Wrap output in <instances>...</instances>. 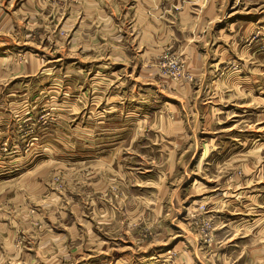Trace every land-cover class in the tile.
I'll return each mask as SVG.
<instances>
[{"label": "rangeland", "instance_id": "rangeland-1", "mask_svg": "<svg viewBox=\"0 0 264 264\" xmlns=\"http://www.w3.org/2000/svg\"><path fill=\"white\" fill-rule=\"evenodd\" d=\"M126 1L0 0V264H264V0Z\"/></svg>", "mask_w": 264, "mask_h": 264}, {"label": "crops", "instance_id": "crops-1", "mask_svg": "<svg viewBox=\"0 0 264 264\" xmlns=\"http://www.w3.org/2000/svg\"><path fill=\"white\" fill-rule=\"evenodd\" d=\"M92 1L100 2V0H89V2H92ZM150 1L151 0H127L126 1V2H128V4H127V17L130 16V18L126 24V27H128V29H130V30H127V32L129 33V36L133 37L134 40H137L139 42L143 41V40H149L152 36V33H167V32L182 33V31L188 33L189 31H193L192 25L194 26V24H193V16L194 15L192 13L183 12V13H181V15H179V14L172 15V16H175L174 17L175 24L174 23H168V21L170 19H168L167 17L170 18V15L166 16L165 19L160 18L158 21H155L154 19L152 20V18L147 13V11L150 10V8L148 9V7L150 6ZM164 1L169 4L175 0H164ZM111 4H113V3H111ZM107 5H108V3H105L106 7H107ZM111 9H113V8H111ZM212 13H213V9H212ZM159 16H161V15L159 14ZM155 17H156V15H155ZM176 18L178 19V22H176ZM187 26H189L191 28H188ZM95 29L97 32V28H95ZM189 39H192V36L189 37ZM197 46H199V44L197 41H195L189 47L190 48H193V47L196 48ZM177 134H181V133H177ZM255 134L257 135V132ZM223 223H225V221H223ZM132 244L134 245V242H132ZM126 246L129 248H121L120 249V252H125V253H121L122 255L120 256L122 258V261L120 262L121 264H124L127 262V260H125L124 256H129V253L132 252L131 245L127 244ZM196 247H197V245H196ZM198 253H199V250H198ZM198 253H195V255H196L195 257L197 258V260L199 259ZM142 255H143V258H146V256H148V257L151 256V253H150V251H146ZM198 261H200V259ZM117 262H118V259L113 264H118Z\"/></svg>", "mask_w": 264, "mask_h": 264}]
</instances>
